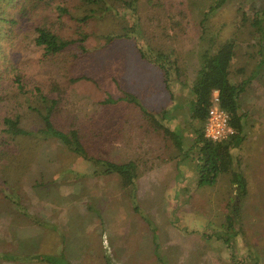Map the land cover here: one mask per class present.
Returning a JSON list of instances; mask_svg holds the SVG:
<instances>
[{
    "label": "rangeland",
    "instance_id": "obj_1",
    "mask_svg": "<svg viewBox=\"0 0 264 264\" xmlns=\"http://www.w3.org/2000/svg\"><path fill=\"white\" fill-rule=\"evenodd\" d=\"M67 4L70 11L74 10L76 0ZM212 4V0H139L137 14L142 35L121 32L122 24L137 19L134 14L128 16L131 20L105 18L83 26L91 33L92 42L78 71L95 81L71 84L60 122L66 126L75 124L81 130L89 140L90 153L125 162L145 156V148L160 144L159 135L151 131L150 123L137 108L100 103L104 91L115 97L120 95L114 80L121 89L135 93L147 107L168 102L169 93L160 70L141 59L136 44L144 48L149 44L171 53L182 68V79L189 83L199 66L198 55L209 45L208 38L201 40L200 36L212 37L214 48L232 39L233 75L253 80L249 90L264 97V15L262 32L250 23L264 9V0H228L211 12ZM241 11L248 13L245 21L240 18ZM30 13L34 16L29 17L25 30L46 13V7H33ZM109 32H121L122 37L102 46V35ZM30 39L25 36L16 53V68L32 85L34 77H40L42 65L40 51ZM3 85L6 88V83ZM171 86L173 89L175 84L172 82ZM32 120L23 119V126L35 127ZM262 139L253 141V136L248 135L235 148L241 150L239 155H250L240 158L234 166L245 171L248 183L247 195L241 200L235 196L228 173L219 174L214 186L188 183L186 195L178 193L180 183L174 182L173 176L164 175L165 170L172 169L167 166L138 167L131 196L117 175L91 176L88 161L54 143L45 145L32 167V176L46 183L34 186L31 180L24 179L20 184L22 203L40 224L18 216L2 200L0 212L5 216L0 219V246L31 255L64 253L70 264H162L155 254L157 245L165 257L164 264H251L252 255L264 264ZM173 154L177 155L176 150ZM233 202L239 208L235 232L227 228L225 218Z\"/></svg>",
    "mask_w": 264,
    "mask_h": 264
},
{
    "label": "trees",
    "instance_id": "obj_2",
    "mask_svg": "<svg viewBox=\"0 0 264 264\" xmlns=\"http://www.w3.org/2000/svg\"><path fill=\"white\" fill-rule=\"evenodd\" d=\"M69 1L71 2V0H0V202L4 200L13 212L33 224L40 222L30 215L23 205L20 184L24 179L31 180L34 186L46 183L32 176V167L35 166L39 151L45 145L54 143L68 153L88 161L92 167L91 176L117 175L121 186L131 196L139 176L138 166L134 160L115 162L93 155L88 150L89 140L83 136L81 130L75 124L66 126L60 122V113L63 112L71 84L80 80L95 81L78 71V66L85 59L88 46L92 42L91 33L84 28L93 20L112 18L124 21L134 14L137 19L132 21L128 18L131 22L122 24L121 32L126 35L128 32L142 35L137 14L139 0H76L74 4L76 7L71 11L67 4ZM212 1L213 4L209 6L211 12L228 0ZM33 7L35 9L46 7V13L34 20L35 22H31L25 30V24L31 21L29 17L34 16L30 13ZM206 13H203L204 18ZM246 15H248L246 11H241L240 18L245 21ZM262 15L264 9L256 13L250 22L258 32L263 31ZM121 32L103 34L104 44L101 45H108L114 38L122 37ZM23 33L25 34L22 35ZM25 36H29L34 47L39 49V61L42 65L39 72L41 75L44 74L43 77L41 75L39 78L34 77L32 85L25 81L22 71L16 68V53L23 45ZM206 38L209 45L198 55L199 66L189 83L182 79V68L171 53L149 44L147 48L138 44L136 47L141 59L151 62L160 70L170 99H173L172 82L181 85L182 93L189 99L190 118L200 123L192 144L186 150V154L190 151L195 153L197 185L213 186L219 174L228 173L235 196L241 200L247 192V181L241 171L233 168L232 150L238 148L244 139L242 117L238 113V96L244 85L230 81V65L235 56V42L231 39L214 48L212 37L200 36L201 40ZM172 72L175 74L174 77ZM3 83H6V88ZM114 83L120 95L115 97L104 91L105 97L100 103L134 106L143 119L152 124V132L157 131V135L160 132L164 138L172 141L177 153L182 152L180 137L163 126L155 118V113L144 107L137 95L121 89L115 80ZM214 90L218 91L219 107L228 113L229 124L234 130L233 134L215 142L207 140L203 135L204 122ZM23 119L32 120L36 124L35 127L23 126ZM134 209L138 211L136 204ZM4 216L0 212V219ZM225 218L227 228L235 232L234 225L239 220V208L235 202L231 204L230 213L226 214ZM224 241L228 242V239ZM157 246L156 257L164 264L165 257ZM252 258L254 259L251 260V264H260L256 255L249 257ZM1 261H17L19 264H70L64 253L31 255L18 250H5L0 246ZM105 264L112 263L108 261Z\"/></svg>",
    "mask_w": 264,
    "mask_h": 264
},
{
    "label": "crops",
    "instance_id": "obj_3",
    "mask_svg": "<svg viewBox=\"0 0 264 264\" xmlns=\"http://www.w3.org/2000/svg\"><path fill=\"white\" fill-rule=\"evenodd\" d=\"M232 61H231V65H232ZM231 65H230L231 83L237 85L238 84L244 85V89L238 96V113L241 115L243 122L244 139L242 142L246 141L248 135L253 136V141H259L261 137H263L262 140H264V97H262V95L255 96L254 91L252 89L249 90L250 87H253V83H254L253 80L245 76L238 77L237 75L236 76L233 75L235 72L232 71ZM236 72H240V70H236ZM174 84L175 86L173 87V99H170L169 97L168 102L164 105H161L160 102L157 103L158 105H155L154 107H147L146 104L144 105L143 102L140 99L139 100L144 105V107L155 113V118L159 120V122L163 126L168 127L170 130L174 131L180 137L183 147L182 152L177 153V155L175 154V157H172L173 151L176 150L177 152V149H175L172 141H170L168 138H164L159 132L160 144H158V146L155 147L148 146L147 148H145L143 152L145 156L143 157L140 156L139 158L128 159V160H134L137 163L138 167L143 166L147 168H152V167L161 168L167 166L169 167V169L170 167H172L171 170H167V171L165 170L164 175L166 174L173 176L171 179L174 182L180 183V187L176 191L178 193L185 194L188 191L187 188L188 183H193L196 187H199L197 185L198 173L196 170V159L194 157V154H192L193 151H190L189 154H186V150H188V148L192 144V141L196 134L197 127L199 126L200 123L190 118L189 103H188L189 99L187 98L186 94L182 93L181 86L177 83ZM146 103L150 104V102H146ZM260 148H261L260 151H263L264 146H261ZM240 151L241 150H239V152ZM239 152L236 149H234L233 161L234 159L235 161L233 163V168L236 165V163L240 162L239 160L240 158L242 157L248 158L250 156L249 154L246 153L245 155L243 154L239 155ZM181 167H182V171H180ZM238 170L239 171L241 170L242 174H245L243 173L244 170H242L241 168L240 169L238 168ZM204 187H208V186H204Z\"/></svg>",
    "mask_w": 264,
    "mask_h": 264
},
{
    "label": "built area",
    "instance_id": "obj_4",
    "mask_svg": "<svg viewBox=\"0 0 264 264\" xmlns=\"http://www.w3.org/2000/svg\"><path fill=\"white\" fill-rule=\"evenodd\" d=\"M210 102L211 103L204 122L203 135L207 140L215 142L233 134L234 130L229 124L228 113L219 107L217 90L212 92Z\"/></svg>",
    "mask_w": 264,
    "mask_h": 264
}]
</instances>
